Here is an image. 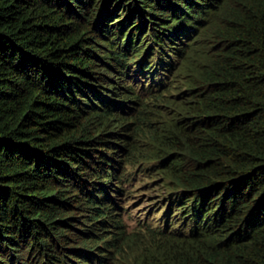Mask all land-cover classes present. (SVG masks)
Masks as SVG:
<instances>
[{"label": "trees", "instance_id": "trees-1", "mask_svg": "<svg viewBox=\"0 0 264 264\" xmlns=\"http://www.w3.org/2000/svg\"><path fill=\"white\" fill-rule=\"evenodd\" d=\"M0 264H264V0H0Z\"/></svg>", "mask_w": 264, "mask_h": 264}, {"label": "rangeland", "instance_id": "rangeland-1", "mask_svg": "<svg viewBox=\"0 0 264 264\" xmlns=\"http://www.w3.org/2000/svg\"><path fill=\"white\" fill-rule=\"evenodd\" d=\"M131 195L126 199L127 212L124 216V222L128 231L136 228L138 223L155 224L156 220H161L160 214H157L159 205L156 201L162 195V190L155 185L151 179L143 174L130 175Z\"/></svg>", "mask_w": 264, "mask_h": 264}]
</instances>
